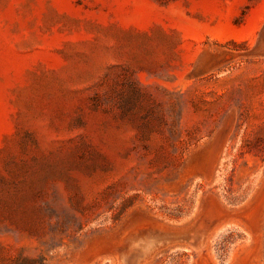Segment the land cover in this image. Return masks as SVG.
Wrapping results in <instances>:
<instances>
[{"label":"rangeland","instance_id":"obj_1","mask_svg":"<svg viewBox=\"0 0 264 264\" xmlns=\"http://www.w3.org/2000/svg\"><path fill=\"white\" fill-rule=\"evenodd\" d=\"M127 263L264 264V0H0V264Z\"/></svg>","mask_w":264,"mask_h":264},{"label":"water","instance_id":"obj_2","mask_svg":"<svg viewBox=\"0 0 264 264\" xmlns=\"http://www.w3.org/2000/svg\"><path fill=\"white\" fill-rule=\"evenodd\" d=\"M153 247H155V245H154ZM153 247L146 248V255L148 254V252H150V251H151V249H152ZM144 255H145V254H144Z\"/></svg>","mask_w":264,"mask_h":264},{"label":"bare ground","instance_id":"obj_3","mask_svg":"<svg viewBox=\"0 0 264 264\" xmlns=\"http://www.w3.org/2000/svg\"><path fill=\"white\" fill-rule=\"evenodd\" d=\"M201 246V245H200ZM143 248L141 247V250H142ZM152 250V249H151ZM151 252V251H150ZM131 254H133V253H131ZM127 255V254H126ZM148 255H150V253L148 254ZM129 256V255H128ZM133 256V255H132ZM126 257V256H125ZM146 260V259H145ZM125 261V260H124ZM138 262V261H137ZM144 262V261H143ZM142 262V263H143ZM125 263V262H124ZM128 264V263H127ZM130 264H132V263H130ZM136 264V263H135Z\"/></svg>","mask_w":264,"mask_h":264}]
</instances>
